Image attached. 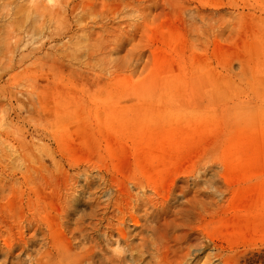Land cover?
Instances as JSON below:
<instances>
[{
	"label": "rangeland",
	"instance_id": "obj_1",
	"mask_svg": "<svg viewBox=\"0 0 264 264\" xmlns=\"http://www.w3.org/2000/svg\"><path fill=\"white\" fill-rule=\"evenodd\" d=\"M160 263L264 264V0H0V264Z\"/></svg>",
	"mask_w": 264,
	"mask_h": 264
},
{
	"label": "bare ground",
	"instance_id": "obj_2",
	"mask_svg": "<svg viewBox=\"0 0 264 264\" xmlns=\"http://www.w3.org/2000/svg\"><path fill=\"white\" fill-rule=\"evenodd\" d=\"M123 189H124V187H122ZM154 228V227H153ZM155 229V228H154ZM136 250H138V249H136ZM132 260H134L135 262H141L142 260H143V256H140V255H138V256H133L132 255ZM90 261V260H89ZM161 262V261H160ZM191 263V262H190ZM161 264V263H160Z\"/></svg>",
	"mask_w": 264,
	"mask_h": 264
}]
</instances>
